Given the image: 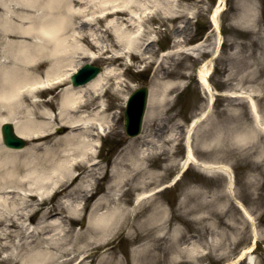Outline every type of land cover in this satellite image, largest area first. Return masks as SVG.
Returning a JSON list of instances; mask_svg holds the SVG:
<instances>
[{
  "label": "rangeland",
  "instance_id": "obj_1",
  "mask_svg": "<svg viewBox=\"0 0 264 264\" xmlns=\"http://www.w3.org/2000/svg\"><path fill=\"white\" fill-rule=\"evenodd\" d=\"M247 1L224 0L218 15L219 44V31L212 19L219 0H132L135 11L128 15L131 30L141 31L138 15L145 9L144 43L152 41L143 55L146 58L137 54L128 63L124 58H111L122 52L123 45L114 44L109 21L96 19V7L87 5L88 15H59L50 12L47 2L33 8L8 2L14 10L32 13L39 22L61 23L63 35L76 31L80 37L77 50L63 61L91 60L103 68L117 67L123 85L118 93L111 87L103 95L105 114L110 117L99 121H95L96 108L90 104L71 112L81 118L75 126L60 116L61 97L69 79L62 87L42 94L43 99H54L48 105L53 117L42 113L43 105L33 106L36 119L48 122L50 135L31 138L15 163L24 177V187L29 186L24 179L42 181L41 176H23L33 167L49 174L47 184L52 192L49 196L45 192L46 203L40 200L36 212L24 221L37 226L47 208L56 206L59 213L48 215L49 221L61 220L64 228L61 232L48 225L49 232L39 229L28 238L25 228L12 225L6 235L0 233V258H5L0 264L30 263L34 257L47 259L45 264H106L110 260L114 264H227L255 237L256 264H264V131L250 103L253 98L264 119V0H252V16L247 13ZM69 4L63 0L61 9L67 11ZM0 10L5 12L3 7ZM16 20L22 21L19 16ZM35 37L19 31L14 34L18 43H33L30 53L37 61L22 65L34 72L38 65L41 70L46 68L54 56L46 49L49 42L40 38L38 42ZM40 43L45 45L43 50L36 48ZM90 51L100 57H88ZM21 56L25 59L27 54ZM211 57L213 99L198 74ZM141 85L155 90L159 103L151 119L145 116L141 133L129 136L124 127L126 97ZM86 92L85 102L92 96L91 90ZM94 122H101L105 131L94 138L96 158L86 161L79 155L77 139L87 138V126ZM190 129L199 161L219 160L229 167L234 197L253 219L231 195L226 173H206L201 165L193 164L183 171ZM147 142H152L154 149L145 164L128 159ZM91 161L97 162L94 170L83 167V162ZM155 190L137 205L138 196ZM122 204L137 208L128 216L105 220L110 210ZM96 205H103V220L94 222ZM110 249L115 252L110 254ZM234 264L247 263L242 259Z\"/></svg>",
  "mask_w": 264,
  "mask_h": 264
},
{
  "label": "bare ground",
  "instance_id": "obj_2",
  "mask_svg": "<svg viewBox=\"0 0 264 264\" xmlns=\"http://www.w3.org/2000/svg\"><path fill=\"white\" fill-rule=\"evenodd\" d=\"M10 0H0V8L3 7L5 12L0 10V127L4 122H12L15 126V130L19 135H22L27 138L35 137H47L50 133H47L50 126L47 123H43L36 119L34 115L33 106L43 105L42 113L47 115L46 117H53L54 113L48 107L54 102L53 98L43 99L42 94L45 91L50 89L62 87L65 84V81L70 77L72 71L71 69L75 68L74 66L79 63H71L72 61H77L76 59H71L68 62L63 60L67 59V56H70V53L73 54L76 51V45L79 44L80 37L76 31H72L67 35H63V25L61 23H53V21H41L36 18L30 12H23L14 10L8 3ZM18 5H28L31 8L44 6V2L48 3L51 13H59V15H66L67 12H72L76 15H88L90 12L87 11L86 6L92 5L95 9L96 19H103L109 21L112 38L114 44H121L122 52H117L111 56L112 59L124 58L128 63V59L139 54L144 55L147 48H149L150 43L146 45L144 43L146 33L143 29V24L147 16V12L144 9L138 15V23L141 28V31L134 33L131 30V24L129 23V14L134 10L132 0H69L70 4L67 11L61 9V4L63 0H11ZM224 0H219L218 5L214 9L212 14V19L214 21L215 28L219 31V44L221 42V34L219 30L218 15L221 10V5ZM252 0H248L246 7L247 13L249 16L254 15V7ZM50 13V14H51ZM19 16L22 21H17L16 17ZM128 16V17H127ZM133 17V16H132ZM133 19V18H132ZM98 22V21H97ZM15 31L23 32L25 36H36V41L44 40L48 41L49 45L46 49H49L51 52H54V56L49 59V64L43 70L40 69L38 65L34 71H31L30 66L25 68L22 65V62L26 61L29 63H35L37 61L36 57L30 53L33 48V43L21 42L18 43L15 41L14 34ZM37 33L39 36H37ZM9 36H12L9 38ZM40 38V40H39ZM5 45V46H4ZM146 45V46H145ZM7 46V48H6ZM36 48L43 50L45 45L41 43L36 45ZM108 50L104 49L103 53ZM58 52H62L59 54ZM58 53V54H57ZM21 54H27L25 59L22 58ZM57 54V55H56ZM64 54V55H63ZM100 57V54L96 52H88V57ZM146 58L145 56H143ZM72 58V57H71ZM74 58V56H73ZM213 57L207 59L198 70L199 79L204 88L210 91L211 99L214 98V90L211 86L209 76L211 74ZM112 80V82H110ZM123 85V78L121 77V72L117 67H105L94 79L85 83L79 84L76 87L69 85L63 91L61 99V110L59 111L60 116L65 118V122L70 126H75L81 118L71 112H77L78 108L90 104L95 109V121H99L101 118L110 117L108 114H105L106 106L104 105V100L102 99L103 95L108 89L112 87L115 93H118L119 87ZM89 89L92 92V96L86 100V90ZM226 94V93H224ZM127 99V97H126ZM85 102V103H83ZM159 103L158 93L155 90H150L149 103H148V112L146 117L151 119L156 105ZM250 103L252 106L254 118L258 126L264 131V119L261 115L258 105L253 98H250ZM71 108V109H70ZM98 108V109H97ZM84 117V115H82ZM199 119H194L193 124L197 123ZM94 125L87 126L90 134L87 138L77 139V147L79 155H82L86 161L93 160L96 158V152L93 150L94 138L95 136H100L102 132L105 131L104 126L101 122H94ZM178 133V132H177ZM147 136V135H146ZM176 138V137H175ZM75 140V139H74ZM187 157L183 164V171L186 168L190 167L192 164L201 165L206 173L214 172L219 170L223 173H226L229 177L228 189L231 192V195L234 197L233 182L234 176L228 166L221 163L219 160H205L199 161L196 156L191 139V129L187 134ZM90 147L87 149V147ZM22 149H12L6 147L1 140V130H0V233L6 235V231H10V227L14 224L25 228L27 231V237H33L39 233V229L44 231V233L49 232L47 229L48 225H52L53 229L58 231H63V224L61 220H51L49 221L48 215H54L59 213V208L56 206H50L44 213V219L40 222L39 225L31 227L25 223V219L30 218L33 215L37 208V205L41 203H46V194L50 195L52 192V186H49L47 181L50 179L49 174L40 173L37 168H29L26 172H23V176H41V182H34L32 179H24L28 182L29 186L24 187L23 178L21 176V171L18 169L15 159L19 156V151ZM154 146L152 142L143 143L140 148L135 149L134 153L129 160L138 163L140 165L145 164L146 160L152 155ZM28 151H32L30 148ZM216 156V155H215ZM9 163L10 166H6ZM31 163V161H30ZM81 162H78L79 165ZM85 168L94 170V166L97 164L96 161H91L90 163H82ZM179 176H177L178 178ZM253 177H249V184L253 183ZM154 192H151L147 195H140L137 198V205L141 203L143 197L149 196ZM16 194V195H15ZM18 196V197H17ZM41 196V197H40ZM238 205L242 208L244 213L252 218L251 213L245 207V205L236 197H234ZM19 199L21 201H19ZM20 203H23V206H19ZM125 204L119 205L117 208L109 211V215L106 216L105 220L113 221L125 215H129L136 208H128L124 206ZM103 205H96L93 212L92 220L95 222L103 220L102 213L100 212ZM62 211H65V208H61ZM253 219V218H252ZM6 230V231H5ZM5 231V232H4ZM41 232V231H40ZM30 244V241H29ZM256 245V237L254 242L249 246L245 247L240 253L238 258L227 264H234L240 260L246 261L247 264H256L257 260L254 255V248ZM110 254L115 252V249H110ZM194 258H197L195 255ZM5 258H0V262L4 261ZM18 260V259H16ZM21 264H45L47 259L34 257L33 261L30 263L22 262ZM106 264H114L113 260L108 261Z\"/></svg>",
  "mask_w": 264,
  "mask_h": 264
},
{
  "label": "water",
  "instance_id": "obj_3",
  "mask_svg": "<svg viewBox=\"0 0 264 264\" xmlns=\"http://www.w3.org/2000/svg\"><path fill=\"white\" fill-rule=\"evenodd\" d=\"M100 70L101 66L86 63L72 76L73 84L78 85L91 80ZM148 97L149 87L142 85L141 87L135 89L128 99L125 110V129L129 136H135L141 131ZM1 128L3 141L7 146L22 148L26 145L27 140L17 134L12 122H4ZM62 130L63 129L60 128V131Z\"/></svg>",
  "mask_w": 264,
  "mask_h": 264
}]
</instances>
